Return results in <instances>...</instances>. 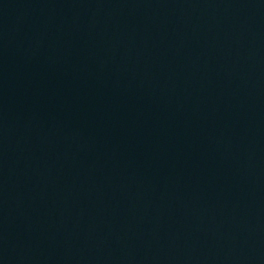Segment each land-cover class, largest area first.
I'll use <instances>...</instances> for the list:
<instances>
[{
	"label": "water",
	"instance_id": "95a60500",
	"mask_svg": "<svg viewBox=\"0 0 264 264\" xmlns=\"http://www.w3.org/2000/svg\"><path fill=\"white\" fill-rule=\"evenodd\" d=\"M0 264H264V0H56Z\"/></svg>",
	"mask_w": 264,
	"mask_h": 264
}]
</instances>
